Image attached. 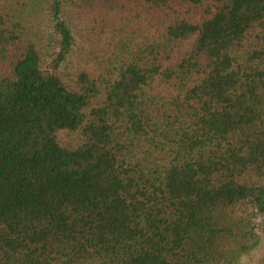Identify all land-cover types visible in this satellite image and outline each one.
<instances>
[{"label":"trees","instance_id":"obj_1","mask_svg":"<svg viewBox=\"0 0 264 264\" xmlns=\"http://www.w3.org/2000/svg\"><path fill=\"white\" fill-rule=\"evenodd\" d=\"M263 247L264 0H0V264Z\"/></svg>","mask_w":264,"mask_h":264},{"label":"rangeland","instance_id":"obj_2","mask_svg":"<svg viewBox=\"0 0 264 264\" xmlns=\"http://www.w3.org/2000/svg\"><path fill=\"white\" fill-rule=\"evenodd\" d=\"M194 42V38H192L191 40H189L181 49V51H186L188 50L192 43ZM258 257H264V247L258 252Z\"/></svg>","mask_w":264,"mask_h":264}]
</instances>
